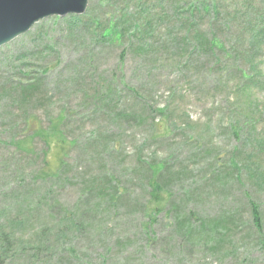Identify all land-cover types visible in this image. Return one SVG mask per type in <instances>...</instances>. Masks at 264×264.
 Instances as JSON below:
<instances>
[{
	"label": "rangeland",
	"instance_id": "rangeland-1",
	"mask_svg": "<svg viewBox=\"0 0 264 264\" xmlns=\"http://www.w3.org/2000/svg\"><path fill=\"white\" fill-rule=\"evenodd\" d=\"M263 22L264 0H89L1 47L5 264H264ZM38 125L65 140L51 177L55 148L16 145ZM177 210L234 222L198 247Z\"/></svg>",
	"mask_w": 264,
	"mask_h": 264
},
{
	"label": "trees",
	"instance_id": "trees-1",
	"mask_svg": "<svg viewBox=\"0 0 264 264\" xmlns=\"http://www.w3.org/2000/svg\"><path fill=\"white\" fill-rule=\"evenodd\" d=\"M215 8V7H214ZM135 29H139L135 27ZM109 34L111 37H114L116 40H120L121 35L117 30H111ZM252 35L261 36L264 38V22L259 27V30L257 33L253 32ZM120 109H118L119 111ZM59 124L57 125L55 130L60 134ZM50 137V134L45 131L41 125L35 126L32 130V134L29 137H26L22 141H18L16 145L19 148L22 147H30V145H33V143H30L36 138H39L44 143L48 142V138ZM53 138V137H52ZM50 145V148H55L53 153V158L46 160L45 167H44V173L47 177H51L53 175H56L60 167L65 166L66 164L63 163L64 158L67 156V151L65 149V140L60 135L59 139L56 138L55 145H51L50 142H48ZM15 145V143H13ZM23 150V149H22ZM46 156V154H45ZM69 166V165H66ZM226 183H228L231 179L230 175H226ZM217 182L220 184V182L217 180ZM221 186V184H220ZM98 203H104L106 201L105 199V192L102 190L98 191ZM154 199L157 200V197H154ZM160 205V204H159ZM69 211H64V214L67 216ZM252 216L253 220L259 229V232H262V226H261V218H260V212L258 207H256L254 204H252ZM174 221L176 223V235L172 236L173 239L185 236L189 242L194 244L198 247H210L211 249H215L222 244L224 236H228V231L232 229L230 227L231 222H234L233 218H225L222 216L220 219L217 220H211V221H204L200 225H194L190 217H186V213L177 210L174 214ZM13 239L6 232V230L2 227L0 224V264H5V262L8 260L6 257L9 255H12V253L15 251V247L13 245ZM264 240V237H263ZM12 259V257L10 258Z\"/></svg>",
	"mask_w": 264,
	"mask_h": 264
},
{
	"label": "water",
	"instance_id": "water-1",
	"mask_svg": "<svg viewBox=\"0 0 264 264\" xmlns=\"http://www.w3.org/2000/svg\"><path fill=\"white\" fill-rule=\"evenodd\" d=\"M89 0H0V48L52 17L83 15Z\"/></svg>",
	"mask_w": 264,
	"mask_h": 264
}]
</instances>
